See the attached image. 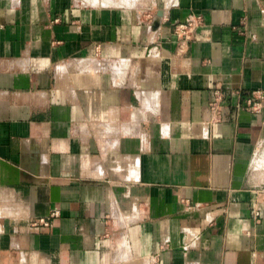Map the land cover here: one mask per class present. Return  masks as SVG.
I'll return each instance as SVG.
<instances>
[{
  "label": "crops",
  "instance_id": "crops-1",
  "mask_svg": "<svg viewBox=\"0 0 264 264\" xmlns=\"http://www.w3.org/2000/svg\"><path fill=\"white\" fill-rule=\"evenodd\" d=\"M0 264H264V0H0Z\"/></svg>",
  "mask_w": 264,
  "mask_h": 264
},
{
  "label": "built area",
  "instance_id": "built-area-1",
  "mask_svg": "<svg viewBox=\"0 0 264 264\" xmlns=\"http://www.w3.org/2000/svg\"><path fill=\"white\" fill-rule=\"evenodd\" d=\"M200 18L195 17L194 19L188 18L178 24L173 25V29L170 32V37L174 38L178 43L177 52L183 53L188 49L189 42L191 41V35L193 31L199 26ZM225 97V93L220 90L214 91V102L212 104V110L214 112H218L220 108L221 102ZM262 98V92L256 91L253 92L246 100H245V109L246 111L256 112L257 102ZM37 224L46 226V223L43 219L38 220L37 223H33L32 226L36 227Z\"/></svg>",
  "mask_w": 264,
  "mask_h": 264
}]
</instances>
